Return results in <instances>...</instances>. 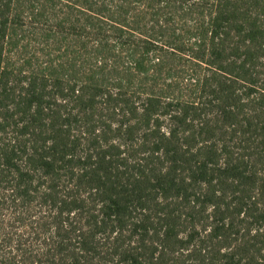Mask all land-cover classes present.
Listing matches in <instances>:
<instances>
[{"label":"trees","instance_id":"obj_1","mask_svg":"<svg viewBox=\"0 0 264 264\" xmlns=\"http://www.w3.org/2000/svg\"><path fill=\"white\" fill-rule=\"evenodd\" d=\"M105 1L0 0V264H264V0H190L189 99L36 55Z\"/></svg>","mask_w":264,"mask_h":264},{"label":"rangeland","instance_id":"obj_2","mask_svg":"<svg viewBox=\"0 0 264 264\" xmlns=\"http://www.w3.org/2000/svg\"><path fill=\"white\" fill-rule=\"evenodd\" d=\"M124 1L106 0L105 8L89 10L96 14L82 18L97 23L78 26L100 29L102 39L97 35L80 38L49 33L50 48L46 50L39 43L40 33L32 34L36 55L41 60L52 59L55 49L63 50L59 48L60 45H70L73 50H69L76 57L71 55L66 58L88 61L95 67L112 70L117 77L110 81L113 84L119 82L135 85L136 80H143L148 86L141 90L170 97L192 98L195 89L188 88L197 86L204 64L193 58L188 50L192 47H205L208 11L196 8L197 5L190 0L187 3L128 0L130 7L119 9L120 3ZM114 18H119V23ZM143 40L153 42L154 49L148 52ZM43 53L50 55L44 56ZM77 75L88 80L92 76L91 73ZM127 75H132L130 81Z\"/></svg>","mask_w":264,"mask_h":264}]
</instances>
